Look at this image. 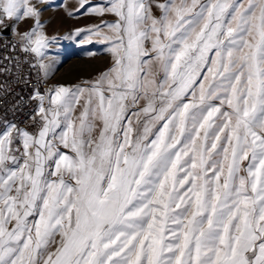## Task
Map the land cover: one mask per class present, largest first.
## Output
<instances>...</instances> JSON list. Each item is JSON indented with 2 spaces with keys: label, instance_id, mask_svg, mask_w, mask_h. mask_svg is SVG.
I'll return each instance as SVG.
<instances>
[{
  "label": "snow or ice",
  "instance_id": "snow-or-ice-1",
  "mask_svg": "<svg viewBox=\"0 0 264 264\" xmlns=\"http://www.w3.org/2000/svg\"><path fill=\"white\" fill-rule=\"evenodd\" d=\"M85 11L116 18L89 30L112 65L35 90L34 131L4 122L0 264H264V0ZM41 15L33 0H0L16 38L4 47L39 61Z\"/></svg>",
  "mask_w": 264,
  "mask_h": 264
},
{
  "label": "built area",
  "instance_id": "built-area-1",
  "mask_svg": "<svg viewBox=\"0 0 264 264\" xmlns=\"http://www.w3.org/2000/svg\"><path fill=\"white\" fill-rule=\"evenodd\" d=\"M15 39L13 31L9 35H0V68L7 65L11 69L7 73L0 71V85H10L7 94L0 91V131L3 130L5 121L16 123L21 127H27L29 131H34L31 127L30 117L38 106V101L31 100L30 97L37 89L41 94L46 93L49 80L41 74L39 63L33 54L24 53L19 48L13 51L10 47H4L6 41L15 43ZM5 56L13 57V63L9 64L8 61L4 60ZM17 60L21 64V71L27 83L19 82L15 66Z\"/></svg>",
  "mask_w": 264,
  "mask_h": 264
},
{
  "label": "crops",
  "instance_id": "crops-1",
  "mask_svg": "<svg viewBox=\"0 0 264 264\" xmlns=\"http://www.w3.org/2000/svg\"><path fill=\"white\" fill-rule=\"evenodd\" d=\"M78 6L79 4L66 1L61 4L59 9L51 8L48 5L42 9L40 19L41 23L44 25V32L50 40L54 37V41L57 42L49 43V46L44 50V56L39 61L37 60V63L43 62L45 65H48L47 76L44 75V72L41 69L40 70L43 77L50 79L51 83L58 79L55 73L62 66L64 59L69 54L75 53L74 51H76V48L85 44L86 40L84 39L85 37L83 34L86 31V28L101 23L102 18L100 16L92 15L90 13L86 16L77 14L76 10ZM69 12L71 15L68 14ZM58 16H60L59 21L57 20ZM55 20L56 23L54 22ZM64 21H66V27L64 26L66 25L64 24ZM31 25V20L21 21L16 25V30L24 32L28 30ZM78 31L79 34H77ZM96 42L97 38L95 37L94 43Z\"/></svg>",
  "mask_w": 264,
  "mask_h": 264
},
{
  "label": "rangeland",
  "instance_id": "rangeland-1",
  "mask_svg": "<svg viewBox=\"0 0 264 264\" xmlns=\"http://www.w3.org/2000/svg\"><path fill=\"white\" fill-rule=\"evenodd\" d=\"M71 1V3L78 4V0H33V2L37 3V6L41 9L45 8L47 5L49 7H53L54 9H59L62 3ZM159 2H164V0H159ZM50 3V4H49ZM107 3V0H87L85 4V9H90V6H103ZM85 9H80L77 7V14L79 15H88L90 11H85ZM154 15H159V10L154 7L153 9ZM101 17V16H100ZM101 21L106 22H114L115 17L111 14L106 13L103 17H101ZM111 20V21H109ZM92 27L86 28L84 32V39L86 40L85 44L81 47L76 48L75 53L69 54L63 61L62 66L58 71H56V76L58 79L53 81L52 83L49 80L48 88L63 85V86H76L82 84L85 80H91L98 76L99 73L106 71L112 65V57L108 51V45L106 43H101L97 40L94 43L95 36L91 34L89 31ZM29 30V29H28ZM27 31V30H26ZM50 42H57L53 39ZM74 50V49H73ZM79 111V110H78ZM77 111V114H78ZM98 134V131L97 133ZM61 152H65L68 154L69 150L60 147ZM246 161L243 162L242 167L246 166ZM246 173H241V175H245ZM54 179V178H52ZM72 183L71 181H69ZM29 219H32L31 217ZM59 239V237H57Z\"/></svg>",
  "mask_w": 264,
  "mask_h": 264
},
{
  "label": "water",
  "instance_id": "water-1",
  "mask_svg": "<svg viewBox=\"0 0 264 264\" xmlns=\"http://www.w3.org/2000/svg\"><path fill=\"white\" fill-rule=\"evenodd\" d=\"M12 29L9 28L7 30H4L2 26H0V35H9L11 33Z\"/></svg>",
  "mask_w": 264,
  "mask_h": 264
},
{
  "label": "bare ground",
  "instance_id": "bare-ground-1",
  "mask_svg": "<svg viewBox=\"0 0 264 264\" xmlns=\"http://www.w3.org/2000/svg\"><path fill=\"white\" fill-rule=\"evenodd\" d=\"M58 12H59V11H58ZM60 14H62V13H60ZM60 16H61V15H60ZM60 16H58V19L56 18L58 21H59V17H60ZM61 18H62V17H61ZM66 20H67V19H66ZM54 22L56 23V20H55ZM65 22H66V21H64V24H66ZM64 26L66 27V26H67V24H66V25H64Z\"/></svg>",
  "mask_w": 264,
  "mask_h": 264
}]
</instances>
